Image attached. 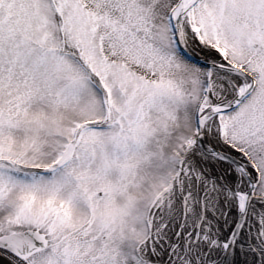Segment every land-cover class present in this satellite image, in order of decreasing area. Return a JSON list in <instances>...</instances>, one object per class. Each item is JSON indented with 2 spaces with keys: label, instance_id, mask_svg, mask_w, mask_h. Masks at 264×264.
Listing matches in <instances>:
<instances>
[{
  "label": "snow or ice",
  "instance_id": "6c2138e0",
  "mask_svg": "<svg viewBox=\"0 0 264 264\" xmlns=\"http://www.w3.org/2000/svg\"><path fill=\"white\" fill-rule=\"evenodd\" d=\"M0 264H264V0H0Z\"/></svg>",
  "mask_w": 264,
  "mask_h": 264
}]
</instances>
